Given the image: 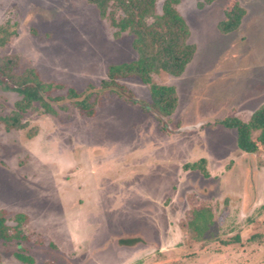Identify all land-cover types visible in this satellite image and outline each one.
I'll return each instance as SVG.
<instances>
[{
    "label": "rangeland",
    "instance_id": "1",
    "mask_svg": "<svg viewBox=\"0 0 264 264\" xmlns=\"http://www.w3.org/2000/svg\"><path fill=\"white\" fill-rule=\"evenodd\" d=\"M233 1L246 15L223 34L217 25ZM177 10L196 53L179 77L154 76L178 95L175 111L161 121L139 78L102 86L111 65L138 54L134 37H115L95 5L0 0V28L11 33L0 62L15 59L16 74L35 69L58 86L44 95L62 98L49 99L53 115L35 104L22 115L23 129L0 123V212L8 224L27 215L31 234L21 251L0 240V264H30L16 252L32 264H264V147L241 151L236 131L220 124L227 117L248 121L264 105V0L203 7L183 0ZM71 89L90 93L93 109L78 107ZM20 98L0 84V117L14 113ZM200 159L207 178L185 168ZM199 203L213 208L216 241L190 243L180 228ZM124 237L142 242L120 246Z\"/></svg>",
    "mask_w": 264,
    "mask_h": 264
},
{
    "label": "trees",
    "instance_id": "2",
    "mask_svg": "<svg viewBox=\"0 0 264 264\" xmlns=\"http://www.w3.org/2000/svg\"><path fill=\"white\" fill-rule=\"evenodd\" d=\"M86 1L95 5L101 17L109 21L115 30V37L119 38L123 33L134 37L132 44L138 54V58L134 61L111 65L109 67L110 80L103 81L102 86L116 85L117 77L135 76L139 78L149 87L152 99L151 110L157 113L159 119L163 121L164 116L175 111L178 105V95L174 86L160 85L154 81V76L165 72L179 77L192 62L196 53L195 44L189 41L190 28L177 10V5L183 0H163L161 12L157 10L159 0ZM196 1L199 7H203L214 0ZM225 15V19L218 23L217 28L221 33L228 34L240 27L246 15V9L237 1H233L226 7ZM0 33H2L0 45H4L11 33L8 27H1ZM15 63L16 60L12 58H6L4 62H0V84H3L5 90L15 91L21 96L15 103L16 111L0 117V123L4 124L7 131L23 129L25 124L22 123V115L35 104L41 106L44 113L55 114L56 111L49 99L57 102L62 99L58 96L53 98L44 95L58 86L44 82L35 69L29 68L21 74H16L13 71ZM3 78L6 79L3 80ZM68 95L81 109L85 111L93 109V104L89 103L90 93L84 95L71 89ZM220 124L236 131V143L241 151L252 154L259 147H264V105L257 109L248 121L237 117H227L220 121ZM256 132L258 136L254 135ZM185 168L197 169L203 173L204 177H209L205 159H200ZM8 219L7 213L1 211L0 240L16 242L17 248L21 251L22 243L31 241V234L26 233L24 229L28 216L23 213L15 214L11 218L13 224H8ZM215 226L213 208L207 203H199L190 212L188 220L180 224L182 232L190 243L218 240L219 234ZM141 242L140 237H124L118 240L120 246L126 247H134ZM15 257L25 263H33V259L23 252H16Z\"/></svg>",
    "mask_w": 264,
    "mask_h": 264
}]
</instances>
